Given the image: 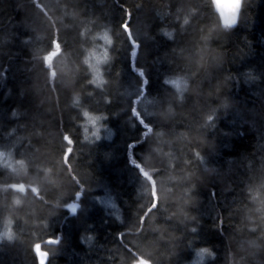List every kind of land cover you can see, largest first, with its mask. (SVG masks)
Instances as JSON below:
<instances>
[{"label":"trees","instance_id":"obj_1","mask_svg":"<svg viewBox=\"0 0 264 264\" xmlns=\"http://www.w3.org/2000/svg\"><path fill=\"white\" fill-rule=\"evenodd\" d=\"M0 147V264H264V0H0Z\"/></svg>","mask_w":264,"mask_h":264},{"label":"clouds","instance_id":"obj_2","mask_svg":"<svg viewBox=\"0 0 264 264\" xmlns=\"http://www.w3.org/2000/svg\"><path fill=\"white\" fill-rule=\"evenodd\" d=\"M93 39H100L102 41H104V43L108 44L111 43L110 40V35L108 32H102V33H97V35L95 37H93ZM97 47H100L99 45H97ZM108 59V53L107 51H103V52H97L96 48H93L91 50H88L86 53V56L84 58V63L86 65H89L92 68V71L94 73V79L91 81L92 83L96 84L97 86H101L102 83H104V81L102 80V73L99 70V65L101 63L107 62ZM92 60H95V63H91ZM75 103L78 105L79 104V97H75L74 98ZM84 114L87 115V111L84 110ZM98 119V117L95 116H90L89 117V121L92 123H95V121Z\"/></svg>","mask_w":264,"mask_h":264},{"label":"water","instance_id":"obj_3","mask_svg":"<svg viewBox=\"0 0 264 264\" xmlns=\"http://www.w3.org/2000/svg\"><path fill=\"white\" fill-rule=\"evenodd\" d=\"M242 2L243 0H216V5L221 13L224 23L230 25H235L237 23ZM36 249L40 257V263L46 264L48 252L42 250L39 245Z\"/></svg>","mask_w":264,"mask_h":264},{"label":"rangeland","instance_id":"obj_4","mask_svg":"<svg viewBox=\"0 0 264 264\" xmlns=\"http://www.w3.org/2000/svg\"><path fill=\"white\" fill-rule=\"evenodd\" d=\"M11 152L9 149H4L3 147H0V163L2 164H9L10 166L14 165V162L12 159H9L11 157ZM12 164V165H11ZM139 264H144V262H140Z\"/></svg>","mask_w":264,"mask_h":264}]
</instances>
